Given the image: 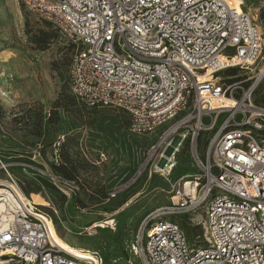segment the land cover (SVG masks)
<instances>
[{"label": "built area", "instance_id": "2783aa9c", "mask_svg": "<svg viewBox=\"0 0 264 264\" xmlns=\"http://www.w3.org/2000/svg\"><path fill=\"white\" fill-rule=\"evenodd\" d=\"M17 2L72 48L67 77L80 105L121 111L132 135L155 136L128 185L147 168L167 178L184 150L196 169L144 217L124 246L126 264H264V106L254 99L264 41L252 18L227 0ZM52 161L59 166L57 153ZM11 166L0 165L2 264H120L60 245L52 217ZM45 176L62 195L79 191L76 181ZM181 217L198 235L186 236Z\"/></svg>", "mask_w": 264, "mask_h": 264}, {"label": "rangeland", "instance_id": "374dc122", "mask_svg": "<svg viewBox=\"0 0 264 264\" xmlns=\"http://www.w3.org/2000/svg\"><path fill=\"white\" fill-rule=\"evenodd\" d=\"M233 1L252 18L264 41V0ZM71 55L72 48L49 23L17 0H0V64L6 74L0 79V165H12L9 171L23 193L48 207L43 209L62 242L98 250L106 263L126 264L124 246L144 217L167 203L174 182L196 169L184 150L167 178L147 168L128 185L155 136L132 135L121 111L80 105L68 84ZM254 99L264 105V78ZM62 137L64 143L56 149ZM171 151L168 147L165 155ZM100 153L106 157L103 162ZM17 165L35 169L23 171ZM45 170L76 181L79 191L60 194ZM4 178L0 170V180ZM105 221L113 222V229ZM177 222L188 238L198 235L187 217ZM101 223L104 228L97 227Z\"/></svg>", "mask_w": 264, "mask_h": 264}, {"label": "bare ground", "instance_id": "6f19581e", "mask_svg": "<svg viewBox=\"0 0 264 264\" xmlns=\"http://www.w3.org/2000/svg\"><path fill=\"white\" fill-rule=\"evenodd\" d=\"M229 3H232L236 8H238V9H242L238 4H236L233 0H227ZM31 200L33 201V203L35 204V205H37V206H40V207H44V208H48L43 202H37L34 198H32L31 197ZM1 211H2V206H0V213H1ZM106 222V221H105ZM106 225H109V224H112V222H109V221H107L106 223H105ZM97 227H102V228H104V223H101L100 225H98ZM54 228H55V226L53 227V229H52V231L54 230ZM53 234H54V232H53ZM54 237H55V239H56V241L60 244V245H63V246H69V245H67L66 243H64V242H62L58 237H57V235H55L54 234ZM0 264H2L1 262H0Z\"/></svg>", "mask_w": 264, "mask_h": 264}, {"label": "trees", "instance_id": "16d2710c", "mask_svg": "<svg viewBox=\"0 0 264 264\" xmlns=\"http://www.w3.org/2000/svg\"><path fill=\"white\" fill-rule=\"evenodd\" d=\"M256 103H257V102H256ZM258 104H259V103H258ZM260 105H262V104H260ZM262 106H264V105H262ZM53 166H54V165H53ZM58 167H59V166H54L55 169H58ZM55 173L59 174V173L57 172V170H55ZM59 175H61V174H59ZM61 176H62V175H61ZM66 177H69V175H66ZM64 178H65V177H64Z\"/></svg>", "mask_w": 264, "mask_h": 264}]
</instances>
